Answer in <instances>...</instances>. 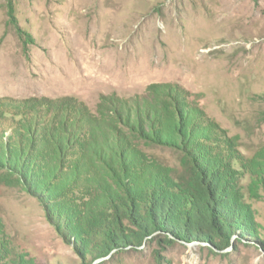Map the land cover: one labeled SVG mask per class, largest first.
Returning a JSON list of instances; mask_svg holds the SVG:
<instances>
[{
	"label": "rangeland",
	"instance_id": "rangeland-1",
	"mask_svg": "<svg viewBox=\"0 0 264 264\" xmlns=\"http://www.w3.org/2000/svg\"><path fill=\"white\" fill-rule=\"evenodd\" d=\"M263 95L264 0H0V264H264ZM193 152L256 240L82 258L75 233L190 178Z\"/></svg>",
	"mask_w": 264,
	"mask_h": 264
},
{
	"label": "trees",
	"instance_id": "trees-1",
	"mask_svg": "<svg viewBox=\"0 0 264 264\" xmlns=\"http://www.w3.org/2000/svg\"><path fill=\"white\" fill-rule=\"evenodd\" d=\"M193 153V159L201 166L192 163L194 173L190 178L126 192L107 220L90 228L86 235L75 233V245L82 258L95 261L113 251L138 247L145 237L156 232L165 236L163 241L168 245L192 242L219 251L236 248L232 239L237 234L256 240L260 226L255 225L252 213L244 210L234 191L232 176L202 165L200 153ZM57 206H52V210ZM260 245L264 249V241Z\"/></svg>",
	"mask_w": 264,
	"mask_h": 264
},
{
	"label": "bare ground",
	"instance_id": "bare-ground-1",
	"mask_svg": "<svg viewBox=\"0 0 264 264\" xmlns=\"http://www.w3.org/2000/svg\"><path fill=\"white\" fill-rule=\"evenodd\" d=\"M136 60V59H135Z\"/></svg>",
	"mask_w": 264,
	"mask_h": 264
}]
</instances>
